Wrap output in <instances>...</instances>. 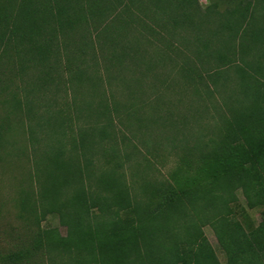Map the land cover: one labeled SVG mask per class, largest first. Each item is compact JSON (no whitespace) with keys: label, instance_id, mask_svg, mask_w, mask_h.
Segmentation results:
<instances>
[{"label":"trees","instance_id":"16d2710c","mask_svg":"<svg viewBox=\"0 0 264 264\" xmlns=\"http://www.w3.org/2000/svg\"><path fill=\"white\" fill-rule=\"evenodd\" d=\"M53 1L50 10L56 28L39 44L41 61L50 53L48 43L55 29L66 36L65 29L70 30L68 40L76 29L85 31V10L79 0ZM86 1L88 16L101 21V29L94 35L79 36V43L72 40L78 46L66 57L64 69L72 71L69 88L92 84L86 89L90 99L79 104L73 96L70 114L47 109L39 117L36 127L42 132L44 149L34 161L37 188L25 190L21 200L23 210L34 213L36 221L58 214L67 234L44 229L36 235L31 251L9 254L2 264H20L36 249H42L50 262L58 259L59 264H221L202 230L206 225L226 256L224 264H264V211L259 224L249 229L235 218L234 211L238 190L248 208L264 207V0H256L253 8L258 6L261 11L259 21L251 2L219 13L215 4L199 11L196 0H129L131 5L139 3L140 14L133 15L123 0ZM146 19L161 27L169 22L173 37L179 33L181 45L192 46L196 60L207 62L197 69L185 53L176 50V57L182 60L179 73L190 84L207 78L217 89L224 75L229 80L230 72L236 76V84L218 109L220 124L213 135L206 141L200 135L192 145L183 138L182 154L169 177L137 176L140 183L135 188L126 179L115 139L119 113L124 110L128 119L134 114L130 104L121 108L104 84L113 77L111 68H121L126 57L149 73L162 63L158 50H154L157 59L136 57L139 39H126L135 24L147 34H157ZM137 33L141 37L142 32ZM123 40L125 46H119ZM215 42L224 47L212 50ZM147 43L152 44L149 39ZM45 76L49 78L48 73ZM197 89L195 86L196 93ZM31 105L26 103L28 119L34 117ZM19 106L20 101L15 100L14 108ZM73 113L75 119L86 116L91 123L75 128ZM27 129L30 141L38 143L34 126ZM98 150L108 158L97 173L92 157ZM147 170L149 163L144 165V172Z\"/></svg>","mask_w":264,"mask_h":264},{"label":"rangeland","instance_id":"374dc122","mask_svg":"<svg viewBox=\"0 0 264 264\" xmlns=\"http://www.w3.org/2000/svg\"><path fill=\"white\" fill-rule=\"evenodd\" d=\"M79 1L85 10L83 12L86 18L83 24L85 31L82 28L76 29L73 39L70 35L68 40L70 30L65 29L64 33H68L66 36L55 29L52 42L48 43L50 53L44 61H41L37 57L39 44L50 37L53 33L51 29L56 28L55 18L50 10L54 1L0 0V264L9 254L24 250L31 251L36 235L44 229H57L62 236L67 234V228L60 224L58 214H48L39 217L36 221L34 213L23 210L21 200L25 190L34 191L37 188L34 178V161L44 149L42 132L36 127L39 117L47 109L51 112L62 109L70 114V105L72 106L74 102L73 96L79 104L90 99L86 89L92 84H84L80 89L69 88L68 80L72 71L64 69L66 57H70V52L76 51L80 42L79 36L84 33L87 35L88 32L94 35L101 29V21L88 16L87 1ZM142 1L146 3L147 0ZM196 1L199 11L204 12L215 4L219 13L229 11L236 6L244 7L247 2H251L250 8L255 11L258 21L261 17L259 7L257 6L256 10L253 9L256 0ZM123 3L128 6L129 12L133 15L140 14L139 3L131 5L129 0H123ZM121 6L124 5L121 4ZM150 8L153 12L154 7L150 6ZM151 12L148 14L151 15ZM164 19L166 20L165 17ZM146 21L157 34L154 36L147 34L135 24L131 27L132 30L126 39L129 42L139 39V48L137 45L139 52L136 57L141 55L147 60L154 59L156 57L154 50H158L161 52L162 63L156 65L157 68L149 73L144 70L143 65L136 66L129 57H126L121 68H111L110 73L113 77L105 80L104 84L107 93L113 94L114 100L119 102L121 108L130 104L129 110L133 111L134 117L143 120L138 123L132 117L133 115L128 119L124 110L115 120L117 133L115 139L122 152L123 169L128 183L135 188L137 187L135 183L137 181L140 183L137 176L146 175L145 178L152 180H163L169 177L182 154L180 141L183 138L189 140V145H192L194 138L200 135H204L205 141L213 135L220 124L218 109L222 107L223 100L236 84V76L232 72L228 77L229 80L224 78L226 76L224 75L218 82L217 89L207 78L202 83L190 84V81L185 80L179 73L182 60L176 57L175 52L185 53L197 69L206 67L207 62L196 60L192 53V46H187L189 48L187 49L181 45L179 33V36L173 37L169 22H166L167 27L166 25L161 27L154 20L146 19ZM212 28L216 29L218 26H212ZM137 30L142 32L141 37ZM179 32L182 33V31ZM147 39L151 40L150 46ZM72 40L78 43L74 44ZM124 40L119 46L126 43ZM189 40L191 44V37ZM215 43L212 50L218 46L224 47ZM28 45H31L29 50H27ZM98 45L96 44L94 48L95 52H98L97 58L101 64L99 70L104 76L105 70ZM124 50L132 54V51L126 48ZM105 54L109 56L108 53ZM243 58L251 60L249 57ZM86 59L90 60V56ZM88 62L91 64L90 61ZM236 62L240 63L237 58ZM46 73L49 74V78H46ZM195 86L198 88L197 93ZM14 99L20 101L19 109L14 108ZM27 102L33 106L34 117L30 119L27 118L26 113ZM71 116L75 128L78 126L83 128L91 123L85 118L86 116L80 119H75L74 113ZM28 126H34L38 143L30 141ZM100 151L98 150L92 157L97 173L105 166L108 158ZM126 153L130 154L129 157L125 156ZM147 163L150 165V170L144 172V165ZM236 196L238 203L234 208L235 218L246 229L256 227L261 221L264 207L248 208L240 190L236 191ZM33 199L36 200L35 195ZM37 213L39 214V209ZM202 230L215 251L217 259L224 264L226 256L213 230L207 225ZM55 262H50L42 249H36L32 250L30 258H25L20 264H59L58 259Z\"/></svg>","mask_w":264,"mask_h":264}]
</instances>
